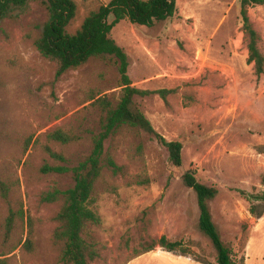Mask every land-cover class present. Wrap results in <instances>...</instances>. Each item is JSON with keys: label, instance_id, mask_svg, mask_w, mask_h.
Listing matches in <instances>:
<instances>
[{"label": "rangeland", "instance_id": "1", "mask_svg": "<svg viewBox=\"0 0 264 264\" xmlns=\"http://www.w3.org/2000/svg\"><path fill=\"white\" fill-rule=\"evenodd\" d=\"M75 1L70 33L111 0ZM241 7V0H177L175 15L153 26L124 19L113 28L129 55L132 85L173 90L167 102L153 93L136 95L135 103L156 133L183 143L182 165L140 126L122 125L105 141L104 175L94 192L101 222L83 231L100 253L91 264H218L217 250L199 227L197 194L183 181L190 169L218 188L210 208L223 241L246 257L245 264H264V200L254 197L264 191V73L257 75L248 62ZM248 12L264 53V5ZM47 16L40 0H29L0 19V177L6 185L0 187V264H65L62 247L52 242L63 199L47 202L43 195L73 187L74 173L45 167L84 161L108 107L123 94L113 55L57 76V64L35 45ZM56 128L79 138L52 142L46 135ZM109 153L123 173L107 166ZM163 234L192 253L157 246L141 254Z\"/></svg>", "mask_w": 264, "mask_h": 264}, {"label": "trees", "instance_id": "2", "mask_svg": "<svg viewBox=\"0 0 264 264\" xmlns=\"http://www.w3.org/2000/svg\"><path fill=\"white\" fill-rule=\"evenodd\" d=\"M29 0H0V19L11 15L14 9L26 7ZM47 10V20L43 30L35 38V45L42 55L57 64V76L62 75L69 68H77L93 57L113 55L119 61L121 85L123 94L115 107H108L106 111L103 131L93 137V149L89 156L78 165L69 167L55 165L45 167V171L58 173L72 171L75 185L65 190L54 189L43 195V200L53 202L63 199V203L56 215L58 226L52 236V242L62 247V260L65 264H91L99 251L83 236L88 224H98L101 216L94 207L95 187L104 175L105 141L113 135L122 125L140 126L147 131L154 132L168 147L172 162L182 165L183 143L179 140H166L156 133L151 121L137 107L135 96L159 94L167 102V95L172 89H142L132 85L128 74L130 65L129 55L112 36L113 28L122 20L129 19L132 23L144 26H153L159 21L173 17L177 12V0H111L108 4H101L84 19V22L75 33H70L67 26L75 18L77 3L75 0H40ZM264 5V0H241V14L243 30L248 37V62L254 63L257 75L264 73V53L259 42L260 34L253 26L248 12L252 5ZM112 17V19H110ZM106 104V99H99ZM52 142L70 144L78 140L76 133L63 128H56L47 133ZM48 151L57 155L49 146ZM106 164L114 175L124 172V166L118 164L109 153ZM184 183L193 188L197 194L200 210L199 227L206 234L217 250L218 264H245L246 257H239L233 247L226 244L216 226L210 201L218 193V188L201 182L193 169L187 170L183 175ZM0 187L5 191L6 185L0 177ZM257 199L264 200V191L254 194ZM250 211L257 215L255 206ZM262 215L259 214L260 217ZM160 246L168 251L190 254L188 247L182 240H171L163 234L158 239H152L143 245L141 254L154 250ZM205 262L204 260L197 259Z\"/></svg>", "mask_w": 264, "mask_h": 264}, {"label": "water", "instance_id": "3", "mask_svg": "<svg viewBox=\"0 0 264 264\" xmlns=\"http://www.w3.org/2000/svg\"><path fill=\"white\" fill-rule=\"evenodd\" d=\"M110 19H112V17Z\"/></svg>", "mask_w": 264, "mask_h": 264}, {"label": "crops", "instance_id": "4", "mask_svg": "<svg viewBox=\"0 0 264 264\" xmlns=\"http://www.w3.org/2000/svg\"><path fill=\"white\" fill-rule=\"evenodd\" d=\"M247 261V260H246Z\"/></svg>", "mask_w": 264, "mask_h": 264}]
</instances>
